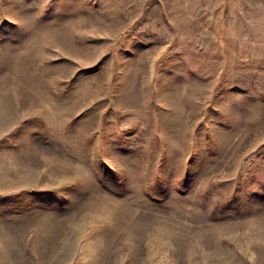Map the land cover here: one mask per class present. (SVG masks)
<instances>
[{
	"label": "rangeland",
	"instance_id": "obj_1",
	"mask_svg": "<svg viewBox=\"0 0 264 264\" xmlns=\"http://www.w3.org/2000/svg\"><path fill=\"white\" fill-rule=\"evenodd\" d=\"M0 264H264V0H0Z\"/></svg>",
	"mask_w": 264,
	"mask_h": 264
}]
</instances>
